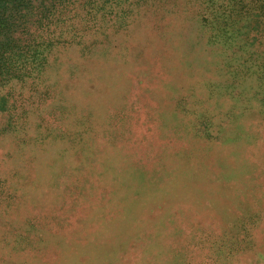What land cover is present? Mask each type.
<instances>
[{
  "label": "rangeland",
  "instance_id": "rangeland-1",
  "mask_svg": "<svg viewBox=\"0 0 264 264\" xmlns=\"http://www.w3.org/2000/svg\"><path fill=\"white\" fill-rule=\"evenodd\" d=\"M198 9L193 0H148L133 10L125 29L86 34L82 45L57 48L37 78L0 87V209L9 204L16 212L15 232L61 229L69 235L111 196L126 187L136 193L131 178L118 186L110 180L113 173L103 170L116 153L119 167L139 172L137 193H168L174 188L167 185L170 179L183 184L176 186L185 194L177 204L157 208L172 207L163 221L179 225L182 238L169 240L174 244L168 256L150 264H170L172 258L180 264H264V113L243 111L250 96H232L228 89L241 85L229 77L232 53L259 42L244 36L227 43L203 25ZM185 47L210 60L204 75L182 58ZM198 123L216 138L193 137ZM177 151L192 167L186 165L184 174L166 166ZM40 156L57 172L34 205L25 197L41 189L34 168ZM197 194L215 199L218 209L203 203L196 213L191 198ZM8 213L0 215L5 223ZM236 243L244 251L229 252ZM143 249L124 252L148 264ZM52 252L50 262L40 263L84 264Z\"/></svg>",
  "mask_w": 264,
  "mask_h": 264
},
{
  "label": "trees",
  "instance_id": "trees-1",
  "mask_svg": "<svg viewBox=\"0 0 264 264\" xmlns=\"http://www.w3.org/2000/svg\"><path fill=\"white\" fill-rule=\"evenodd\" d=\"M147 1L0 0V87L12 81L37 78L49 65V58L57 48L72 44L82 45L86 34L125 29L129 25L133 10ZM193 1L199 8L197 16L211 34L221 33L229 44L244 36L245 39L250 36L249 42H259L258 46L248 50L238 46L237 54L232 53L235 62L230 66L229 77L234 82L232 84L241 82V85L238 88L230 86L228 89L232 96H250V100L242 105L243 111L251 112L256 109L264 113V0ZM181 54L185 61L196 65L200 76L204 75L205 66L210 62L206 55L198 50L190 52L188 47L183 48ZM242 56L245 59L239 63L236 58H244ZM214 59L215 57H212V66ZM254 100L256 104L260 103L259 107L252 104ZM200 126L198 123L195 127L193 137L207 141L216 138V135L207 130H201ZM242 136L244 139V135ZM237 154L240 157V153ZM115 155L116 153H113V158L103 163V166L107 165L106 168L102 166L103 170L109 171V176L113 173L110 180H118V186H127L124 179L131 178L130 186L137 193L139 185L134 182H140L139 172L119 167L117 160L120 157ZM40 157L34 158V168L37 176L35 182L37 181L38 186L41 185V189L28 190L25 197L27 203L34 205L41 203L46 193V189L42 187L53 185L54 173L57 172L55 165L46 163L45 157ZM186 158L188 157L184 156L182 151H177L174 161H171L175 165L170 162L166 166L173 168V172L184 174V167L190 166V161ZM190 168L192 169L191 166ZM223 178L224 181H230L227 177ZM178 182V179L168 181L167 185L174 186L168 193L163 188L155 191L148 189L144 193H137V196L126 187L121 193L111 196L107 204L91 210V215L88 216L90 221L69 235L61 229H43L28 236L25 229L15 232L13 226L17 222V214H13V209L7 204L5 208L0 209V215L7 214L9 210V222L5 223L0 219V264H45L40 263V259L42 262H50L47 254L53 253V250L61 260H79L84 264H112V261L139 264L131 261L129 255L124 252L131 246L138 245L144 246L148 251V264L157 261L165 252L167 257L174 242H178L183 235V229L179 225L167 223L168 220L163 221L168 216L166 210L185 196L177 190L176 186L183 185ZM128 191L130 196H126ZM1 193L3 192L0 191ZM180 195L182 196L179 198ZM214 201L215 199L208 200L200 194L191 198L195 212L198 207L204 205L203 203L215 212L218 207ZM170 203L171 206L165 207L164 212L157 211L161 204ZM221 213L223 214V210ZM30 227H34L33 223ZM240 228L244 237H247L245 227ZM169 240L174 241L170 246ZM239 248L244 251V247H240L239 243L231 245L228 251L234 252ZM215 258L216 256L210 259L215 261ZM172 259L170 264H180L176 259ZM252 264L256 263L252 261Z\"/></svg>",
  "mask_w": 264,
  "mask_h": 264
}]
</instances>
